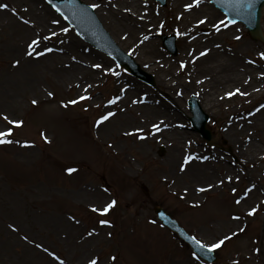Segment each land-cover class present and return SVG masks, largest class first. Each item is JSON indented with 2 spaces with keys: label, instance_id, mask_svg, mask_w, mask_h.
I'll list each match as a JSON object with an SVG mask.
<instances>
[{
  "label": "rangeland",
  "instance_id": "374dc122",
  "mask_svg": "<svg viewBox=\"0 0 264 264\" xmlns=\"http://www.w3.org/2000/svg\"><path fill=\"white\" fill-rule=\"evenodd\" d=\"M28 1L35 6L37 13H31L29 10L23 13V16L25 18L30 16L31 21L35 22V28L19 20L16 21L31 28V32L27 35H21L22 31L16 28V22H7L9 15L14 16L9 9H0V26L6 25V36H0V87L3 88L1 91L6 93L0 96V113L7 114L11 119L23 120V127L15 129L13 138L33 141L34 146L25 148L17 144L0 145V182L13 192H16V187L12 186L20 188L27 186L36 190V195L27 204L26 218L22 217L23 203L18 198L9 201L15 206L11 213L0 211V253L11 256L17 252L22 254V245H25L28 250L25 264H50V258L45 253L37 249L33 243L20 237L19 231L22 230L29 240L42 242L50 250H55L66 264L78 262L79 254H75L76 247L72 242V239L77 237L82 244L87 239L89 240L87 243L90 244L93 238L104 239L102 244L92 249L89 256L82 257L86 260L94 253H100L104 257L103 264L107 263V257L113 254L118 255L117 264H207L201 259L194 260L189 249L162 227L152 212L154 205H160L189 233L205 243H211L218 238L212 237V233L203 225L202 217L197 214L200 210L207 211L205 206L202 209H191L179 194L186 188L185 184L181 180L174 183L169 176L174 171H168L166 168L172 153V144L164 132L169 134L174 127L171 125L165 128L161 137L158 133L156 140L145 143L144 146L149 154L147 157H141L137 154V147L134 146L136 144L133 145L135 137L124 135L125 132L132 131L129 123L122 125V135L115 139L112 132H108L110 129H106V126L97 128L94 122L100 115L106 113L108 106L106 101L118 95L121 88L125 89L123 94L129 92L130 95L135 94L134 99L145 101L134 104L138 110L143 105L152 106L154 103L158 105L161 104L160 101L169 98L170 101L167 102L172 106L175 105V108L173 111H166V114L174 115L175 122L181 124L180 130L186 133L185 141L192 142L189 151L202 153L213 151L220 159L224 158L223 161L219 160L220 172L227 170L234 176H240L239 183L230 185L231 188H237V193L233 195L222 193L223 201L233 203L232 198L241 195L243 188L247 187L245 170H249L254 172L251 177L260 188V201L252 206L260 204L264 201V158H261L264 154V141L261 140L260 145L262 155L256 157L255 163L246 162L247 154L244 153L249 152V147L245 149L243 137L227 136L225 123L235 109L248 114L247 111L255 112L260 104H264V77L260 76V73L264 72V60L258 55L264 51V42L252 41L245 27L237 23L221 30L226 34V38L218 39L221 48L216 51L217 55L207 53L205 56H199L200 52L207 49L210 42L203 37L206 30L200 29L198 35L203 38L194 40L196 53L184 56L185 43L176 34V29L180 31V27L176 25V14L171 8V0H166L165 6H161L155 0H147L148 12L155 9V13L162 16L160 22L154 25L156 27L150 36L154 42L152 49L146 44V40H137L140 26L128 32L121 26L114 30L103 21L101 16H97L113 41L134 58L143 73L154 78V85L149 86L123 68L117 67L103 53L78 38L74 31H70L66 37L63 34L59 38L53 37L52 40L44 41L38 46L39 51L47 45L55 49L63 48V52L53 51L42 57L25 56L26 46L36 36L37 30L43 31L40 35H46L50 30L59 33V26L45 23L47 18L45 14L50 15L52 19L59 15L42 0ZM81 1L87 5L97 3L95 0ZM0 3L8 4V1L0 0ZM115 3L121 4L118 1ZM204 3L210 11L217 12V20L224 18L209 0H205ZM123 6L130 8V2L127 0ZM141 6L145 8L144 2ZM97 10L99 9H95L96 14H98ZM137 13L142 14L139 11ZM146 21L150 23L152 18L147 17ZM161 22H163L162 28ZM61 26L67 24L61 20ZM262 26L264 32V14ZM165 34L174 35L176 38L175 55H171L161 45L160 37ZM237 35L241 39H234ZM61 39L66 42L61 44L59 42ZM195 55L198 60L207 58L232 65L215 69L199 68L192 62ZM72 56H76L77 60L73 61ZM54 57L61 59L56 61L55 65ZM16 60L20 61L18 66H14ZM249 60H254L256 63H248ZM181 61L186 65L182 70L179 68ZM94 63L103 65L105 69L115 68L120 75L117 77L105 74L103 69L90 67ZM25 73L33 74L36 81L34 86L30 87L28 83L25 86L22 82ZM234 75H239V81ZM215 77H218V81L214 80ZM77 84L81 87H76ZM89 84L92 85L88 90V94L92 97L90 100L69 105L67 108L61 107V102L84 95L82 89ZM244 84L255 89L256 92L249 97H235L231 100L217 101L208 107L203 106L209 116L206 127L212 136L210 143L204 142L190 129L188 97L195 95L202 106L203 102L207 101L206 95ZM259 88L263 89L262 94ZM140 90L146 92V95L139 96ZM48 91L53 92L54 95L47 96ZM32 99H37L38 105L33 106L30 103ZM145 113L146 111L141 110V114ZM161 114L149 111L146 122L162 120L170 125ZM253 116L264 124V110L256 112ZM6 126V123L0 119V130ZM41 131L48 136L51 143L44 142L40 137ZM62 139L77 144L80 153L77 158H70L71 156L63 152ZM94 139L97 140L95 145ZM224 139L226 145L231 147V153L236 157L234 165L227 164L228 161L232 163L234 160L231 156L227 157L220 148ZM109 143L111 147L108 146ZM92 145L99 150L93 153ZM160 147L163 149L162 155L157 153ZM226 164L225 169L222 166ZM68 167H75L78 171L69 176L65 171ZM142 184L147 187V194L140 189ZM105 188L108 189L107 192L103 190ZM206 196L208 199H214L216 195ZM111 199L117 200L116 207L107 216L111 226H100L98 217L91 212L89 205L100 207ZM227 210H234L238 215L242 214L233 207ZM69 216H75L79 223L69 220ZM263 216L264 204H260V211L252 218H248L246 231L238 239H232L215 252L219 260L213 264H232L233 259H237L236 250H239L241 242H244L243 248L258 244L263 227L260 217ZM9 225L16 226L18 231H12ZM93 228L97 229L99 235L86 237V233ZM107 232H112L111 238L107 237ZM24 262L13 264H24Z\"/></svg>",
  "mask_w": 264,
  "mask_h": 264
},
{
  "label": "bare ground",
  "instance_id": "6f19581e",
  "mask_svg": "<svg viewBox=\"0 0 264 264\" xmlns=\"http://www.w3.org/2000/svg\"><path fill=\"white\" fill-rule=\"evenodd\" d=\"M8 5H9V10L11 11V14H14V16H8L6 19L7 22H16L21 21L20 17H23V13H26L27 11L30 10L31 13H37L36 8L34 5L29 3L28 0H7ZM97 3L101 4V7L98 8L97 10V16H101L103 18V21L110 26L112 29L116 30L119 26L122 28L126 29V31H132L133 28L136 26H140V29L138 30L137 34V40L141 41L144 40V36H148V39L146 40V44L150 46V49H152L153 41L150 39V36L154 32V28L158 22L162 19L161 15H157L155 13V9L148 12L149 10L147 9L145 11V8L141 6L143 4V0H128L130 2V8L127 6H123L127 0H95ZM121 2V4H116L115 2ZM191 2V0H171V8L176 14V17L183 14L182 18L177 20L176 18V25L180 27V32L184 33V35H180L182 40L185 43V51H184V56H190V53L192 54L193 52L196 53L195 51V45H194V40L197 39H202L207 38L210 40L208 43L207 49L209 55H217V50L221 48L219 45L218 39L221 38H226V34L220 32H216L215 29L212 28V24L217 21V12L215 11H210L208 7L204 4V0H201V4L198 7H194L190 11H185L184 10V5L186 3ZM115 4L116 7H112L111 5ZM12 8L16 9V12H12ZM27 9V11H24V9ZM125 9H131V12L125 11ZM137 11H139L142 14H138ZM47 18L46 19V24H49L51 21V16L45 14ZM143 17V19H141ZM152 18V21L149 23L146 21V18ZM204 17H207V23L202 24V25H197L196 21L198 19H203ZM25 19L31 20L30 16L26 17ZM16 28L18 30L20 29L22 31L21 35H27L28 33L31 32L30 27L23 26L22 24H18V22L15 23ZM24 24V23H23ZM6 25H1L0 26V36L5 37L6 36ZM200 29H205L206 32H204L203 37L198 35V32H200ZM203 31V30H202ZM42 34V30H37L36 34ZM216 45H219V47H216ZM149 48V47H148ZM148 50V49H147ZM196 57V55H195ZM54 65L56 61H60L61 59L58 57H54ZM210 60V61H209ZM225 61V59H222ZM194 64H196V67L199 66L203 68H220V67H228L231 66L232 64H222V62H219V60H212V59H199L196 57V59L193 61ZM155 67V66H153ZM195 69V66H193ZM195 72V71H192ZM35 75V74H34ZM237 77V81H239V75H234ZM239 78V79H238ZM34 76L32 73H25L22 76V82L25 84L28 83L30 87L34 86L36 84V81L34 80ZM215 81H218V77H215ZM203 86V85H202ZM205 89V87H202ZM236 88H240L241 91L247 92V96H240L236 95L231 98L225 97V93L229 91H234ZM3 88L0 87V96H4L6 93L1 91ZM258 89V88H257ZM260 93H263V89L259 88ZM140 90L139 96L146 95V92H142ZM256 92L255 89H252L249 87L247 84L242 85H236L234 87H229L228 89H223L222 91L208 94L206 95V100L203 102L204 104L202 107H208L211 104H215V102L219 101H224V100H231L234 99L235 97H249L252 96ZM119 94H123L119 92ZM135 94L130 95L129 92H126L122 96V100L118 102L117 105H113L112 108L115 110L116 115L112 118H110L109 121L105 122L102 126H106V129H110L108 132H112V136H114L115 139H118L122 135V125L129 123L131 126V129L133 130L134 128L137 127H142L145 130V134L151 132V124L154 122H146V117L147 113L150 111V113H155L157 112L162 113V117L166 119L172 125L174 128L172 131L168 134V132H164L166 136L169 137V141L172 144V153L169 157V162L166 164V168L168 171H173L171 176L172 181L176 183V181H182L186 188L188 189V192L185 194L184 191H181L179 194L183 199L187 202L188 206L191 209H202V207L205 206V209L207 211L198 212L197 214L202 217V220L204 222V226L206 227V230L212 233V237H220L223 234L228 233L230 230L235 231L237 229V225L241 226H246L249 223L250 217L246 216V211L249 207H251L253 204L257 203L260 198V188L256 187V189L253 190V192L250 194L249 198L245 201L242 202L240 206L235 205V203H230V202H225L223 201L224 196L222 193H231V184H225L223 186H218V187H213L209 191L205 193H199L195 192L194 189L196 187H206L209 183L215 184L217 179L220 177H223L225 175H232L231 171L223 170V172H220L219 166V159L220 157L218 154H216L213 151H207V152H201V151H189V147L187 145V141H185V132L183 130H180V125L175 122L176 118L174 115L171 114H166V111L170 110L173 111L175 108V105H170L169 98H165V101H160L161 104L155 105L152 104V106L148 105H143L140 107L138 110L137 107H135L134 104H132V100H134ZM221 97H225L224 99H221ZM2 99V98H1ZM3 102V99H2ZM208 102V103H207ZM203 107V108H204ZM176 108H178L176 106ZM123 109V111H121ZM107 110H110V107L107 106ZM142 112L146 113L143 115L141 114ZM248 121H251L249 123ZM172 122V123H171ZM105 128V127H104ZM225 130H226V135L231 137H243L246 148L249 147V152H245L247 161L254 162L256 160V157H260L262 155L261 152V140L264 141V124L259 122L255 116H249V115H244L243 113H238L237 109L233 111L232 117L229 118V120L226 121L225 123ZM104 132V133H108ZM249 134H251V139H249ZM161 137V133H160ZM156 140V136L153 137L151 135H148V138L146 140H139L135 138V141H133V145L137 147V154L141 157H147L149 154V151L147 148L144 146L145 143L154 141ZM116 142H114L115 144ZM189 152L196 153L201 156H209L210 159L204 162L200 161H193L191 165L187 168L186 172H179V164L181 163V158L185 153V150ZM65 150H73V147H69L68 145L65 146ZM259 154V155H257ZM75 155V153H73ZM211 157H215V159H211ZM261 158H264V154L261 156ZM218 163V164H216ZM133 170L135 169L133 164H131ZM226 165L222 167H226ZM221 168V167H220ZM223 168V169H224ZM120 169L122 171V167L120 166ZM226 169V168H225ZM123 173V171H122ZM253 171L245 170V176L247 177V187L251 184H255L252 179ZM235 177V176H234ZM263 177V176H261ZM178 178V179H177ZM16 187V192L11 191L9 188H6L5 185L0 182V211L3 212H10L11 210L15 207L11 201L14 198H18L21 200L23 203V215L24 218H26V212H27V204L28 202L31 201V198L36 195V190L30 189L27 186H23L21 188H18L19 186H12ZM221 192V194H219ZM206 195H216L214 196V199H208ZM198 202L199 206H193ZM229 207H233V209H236L237 211H240L242 214L241 216V221H232L230 217L233 214L232 210H227ZM263 221V227L260 231V239L258 241V244L254 245L253 247H248V248H243V243L241 242L239 244L240 249L237 253V259L241 261L243 264H261L262 262L264 263V216L260 217ZM20 237H23L25 234L24 231L20 230L19 231ZM242 234L239 233L238 236ZM233 237V239L237 238ZM87 237V236H86ZM79 237L72 239V242H74L75 248V254L78 253L79 256L77 257V264H86V260L82 259L84 256L85 258L90 255L92 249H94L95 246H99L104 242V239L101 237H96L91 240V244L87 243L89 241H85L84 244H82L79 240ZM243 246V247H242ZM23 247V253L19 254L18 252L14 255H2L0 253V264H13L17 262H24L26 263V256L28 255V250L26 249L27 246L22 245ZM254 247H260L262 250L259 254L253 253L251 250ZM251 256V259H248V257ZM103 264V262H102Z\"/></svg>",
  "mask_w": 264,
  "mask_h": 264
},
{
  "label": "snow or ice",
  "instance_id": "6c2138e0",
  "mask_svg": "<svg viewBox=\"0 0 264 264\" xmlns=\"http://www.w3.org/2000/svg\"><path fill=\"white\" fill-rule=\"evenodd\" d=\"M47 3L56 13L59 14L58 17L53 18L50 21L51 25L59 26V33L54 31V30H50L49 33L46 35H40L39 33H37L36 36L34 38H32L26 46V50L24 52V55L27 57H42V56L46 55L47 53H51L53 51L63 52L64 51L63 48L55 49L53 47H48L47 45H44L43 50L39 51L38 46L41 45L44 41L52 40L53 37L59 38V36L61 34H63L66 37L70 31L74 30L72 21L69 19L68 15L64 14L61 7L58 4L54 3L53 0H47ZM255 3H256V0H223V3L221 6L227 8L228 10H230L232 12H234L236 16L243 18L245 14H247V16H249V17L252 15V10L255 7ZM63 4H64V7L68 8L70 11L73 9H76V11L73 12V15L74 16L79 15L81 17L87 15L88 9L95 10V9H98L101 7V4L93 3L90 5H87L85 8H80L77 5L76 0H63ZM144 4H145V11H146L147 10V0H144ZM200 4H201V0H191V2L186 3L184 5V10L190 11L194 7H198ZM111 6L116 7L115 4H113ZM8 8H9L8 4L0 3V9H8ZM11 10L14 13L16 12L15 8H12ZM24 11H27V9L25 8ZM125 11L131 12V9H125ZM182 15L183 14L177 16L176 17L177 20L181 19ZM20 19L23 21L24 24L31 25L33 28H35V22L34 21H31L29 19H24L23 17H20ZM141 19H143V17H141ZM61 20L67 22V26H61ZM196 23H197V25H202V24L207 23V17H204L203 19H198L196 21ZM236 23H237V21L235 19H233L232 17L225 16L224 18L218 19L215 23H213L212 28L215 29L216 32H220L223 28H228L231 25H234ZM160 27L161 28L163 27V22H161ZM176 34L178 36L184 35V33H181L179 31V29H176ZM77 35H79V34H77ZM143 39L147 40L148 36H144ZM234 39L239 40V39H241V37L237 35L234 37ZM59 42L61 44H63L66 42V40L61 39V40H59ZM216 47H219V45H216ZM208 51H209L208 49H205L204 51L199 53V56L207 55ZM190 55H191V53H190ZM258 55H259L260 59L264 60V51L258 53ZM71 59L73 61H76L77 57L72 56ZM193 59L195 60L196 57H194ZM247 62L251 63V64L256 63V61H254V60H249ZM19 64H20L19 60L14 61V66H18ZM90 67L95 68V69H103V72L105 74H111V75L117 76V77L120 75V73L118 71H116L115 68L108 67L105 69L103 67V65H101L99 63L91 64ZM117 67H119V65H117ZM185 67H186L185 63L183 61H181L179 63V68L182 70ZM260 76L264 77V72H261ZM248 79L250 80L251 77H249ZM247 82L248 81H245V83H247ZM197 83H202V81H197ZM76 87H81V86L79 84H77ZM91 87H92L91 84L84 86L82 89V91L85 93L84 95H80L76 99H71V100H68L67 102H61V107L67 108V107H69V105H77L81 101L90 100L92 97H91V95L88 94V90ZM120 91H121V93H123L125 91V89L121 88ZM257 91H258V89H257ZM177 94L182 95V93H177ZM53 95H54L53 92H51V91L47 92V96L52 97ZM236 95L247 96L248 93L241 91L240 88H236L234 91H229V92L225 93V97H227V98H231V97L236 96ZM225 97H221V99H224ZM121 100H122V96L116 95V96H113L112 98L108 99L106 101V104L107 105H117L118 102H120ZM144 102L145 101L143 99H134V100H132L131 103L132 104H138V103H144ZM30 103L33 106H36V105H38L39 101L37 99H32L30 101ZM97 107H99V105H97ZM261 110H264V104H260L259 107L255 109V112H249L248 115L253 116V115H255L256 112H260ZM121 111H123V109H121ZM115 115H116V112L111 111V110L107 111L106 113L100 115L99 118L95 120V122H94L95 126L97 128H99L101 125H103L105 122L109 121L110 118L114 117ZM0 119H2L7 125L3 130H0V145L17 144V145H21L22 147H25V148H30V147L34 146L33 141H29V140L20 141V140L13 138V134H14L15 129H19V128L23 127V125H24L23 120L11 119L7 114H4V113H0ZM248 122L251 123V121H248ZM150 127H151V132H149L147 134H145L144 128L137 127V128H134L132 131L125 132L124 135L135 136L137 139L143 141V140H146L148 138V135L155 137L156 134L162 133L165 128L171 127V125H167L164 123V121L161 120L159 122L152 123ZM40 137L44 140L45 143H51V140L48 138V136L43 131L40 132ZM249 139H251V134H249ZM191 143H192L191 141H188L187 145L190 146ZM109 147H111V145H109ZM209 159H210L209 156H201V155H198L196 153L189 152L186 149L184 155L181 158V163L179 164V171L181 173L186 172L187 168L191 165V163L193 161L204 162V161H207ZM211 159H215V157H211ZM233 163H235V161H233ZM65 171L69 176H71L74 172L78 171V169H76L75 167H68L65 169ZM239 181H240L239 175H236L235 177L232 175H225L223 177L218 178L215 184L209 183L206 187H196L194 189V191L199 192V193H205V192L209 191L210 189H212L213 187L223 186L226 183L227 184L239 183ZM256 187H257L256 184H251L248 187H246L243 190L242 194L239 195V197L234 200L235 205L240 206L242 204V202H245L249 198V196L253 192V190L256 189ZM103 190L105 192L108 191L107 188H105ZM183 191L186 194L188 192V189L185 188ZM231 192L233 194H236L237 188L232 187ZM260 204H264V201H261ZM260 204L249 207L245 213L246 216H248V217L255 216L260 211ZM116 205H117V200L111 199V200L105 202L100 207H97L96 205L93 204V205H89V208L91 209V212L96 214V216L98 217V224L100 226L110 227L111 221L109 219H107V216L116 207ZM193 206L194 207L199 206L198 202L196 204H194ZM68 218H69V220H72L77 224L79 223V221L76 219L75 216H69ZM230 219L232 221H238L239 222V221H241V216L240 215H232L230 217ZM152 223H155V221H152ZM9 227L14 232L18 231V228L14 225H9ZM245 231H246V226H241L238 224L237 229L235 231L230 230L228 233L223 234L222 236L218 237L215 241H213L211 243H205L204 241L198 239L196 236H190V237H188V239H190L191 242L193 243V245L195 247L199 248L202 252L212 253V252H216L217 250H220L222 247H224L226 245L227 242L231 241L233 239V237H236V236H238L239 233H243ZM86 235H87V237H93V236L99 235V232L97 231L96 228H93L92 230L88 231L86 233ZM106 235H107V237L111 238L113 234H112V232H107ZM22 238L25 241H28L29 243H33L37 249H39L43 253H45L50 258V264H66V261L55 250H50V248L48 246H45V244H43L42 242L37 243L33 240H29V237L27 235H24ZM253 243H255V241ZM261 250L262 249L260 247H254L251 251L253 253L259 254L261 252ZM192 257L194 260L200 259V257L197 255L196 252L192 253ZM103 259H104V257L100 253H94L87 259L86 264H102ZM248 259H251V256H249ZM107 261H108V264H117L118 255H115V254L109 255L107 257ZM232 264H240V261L238 259H234L232 261Z\"/></svg>",
  "mask_w": 264,
  "mask_h": 264
},
{
  "label": "water",
  "instance_id": "95a60500",
  "mask_svg": "<svg viewBox=\"0 0 264 264\" xmlns=\"http://www.w3.org/2000/svg\"><path fill=\"white\" fill-rule=\"evenodd\" d=\"M219 1H220L221 5H222L223 0H219ZM263 5H264V0H256L255 7L252 10V15L249 17V16H247V14H245L243 18H241L239 16H236L234 12L228 10L225 7L221 6V9L229 17L242 19L246 23L247 27L249 28V31H250L252 37L255 38V37L260 35L259 18H260V15H261V7ZM190 105H191V107H192V109H193L195 114H199L200 113L199 108H198L197 103L195 102V100L190 101ZM205 119H206V116L202 115V119H200L198 121L199 125L197 127H198L199 130L201 129L202 132L204 131L202 126H203V123H204Z\"/></svg>",
  "mask_w": 264,
  "mask_h": 264
}]
</instances>
